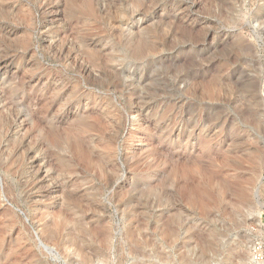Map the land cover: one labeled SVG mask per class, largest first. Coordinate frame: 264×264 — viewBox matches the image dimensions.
<instances>
[{
	"label": "rangeland",
	"instance_id": "374dc122",
	"mask_svg": "<svg viewBox=\"0 0 264 264\" xmlns=\"http://www.w3.org/2000/svg\"><path fill=\"white\" fill-rule=\"evenodd\" d=\"M264 240V0H0V264H252Z\"/></svg>",
	"mask_w": 264,
	"mask_h": 264
},
{
	"label": "built area",
	"instance_id": "2783aa9c",
	"mask_svg": "<svg viewBox=\"0 0 264 264\" xmlns=\"http://www.w3.org/2000/svg\"><path fill=\"white\" fill-rule=\"evenodd\" d=\"M252 264H264V240H257L252 248Z\"/></svg>",
	"mask_w": 264,
	"mask_h": 264
}]
</instances>
